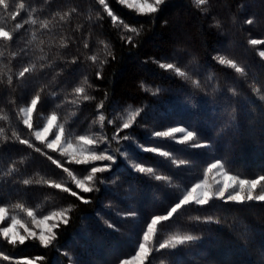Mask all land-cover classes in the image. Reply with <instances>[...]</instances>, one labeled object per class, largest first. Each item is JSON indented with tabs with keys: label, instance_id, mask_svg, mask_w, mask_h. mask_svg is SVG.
<instances>
[{
	"label": "trees",
	"instance_id": "trees-1",
	"mask_svg": "<svg viewBox=\"0 0 264 264\" xmlns=\"http://www.w3.org/2000/svg\"><path fill=\"white\" fill-rule=\"evenodd\" d=\"M8 2V12L0 8V27L13 35L12 41L0 40V206L8 207L9 215L23 217L17 203L38 216L64 210L70 219L54 230L57 239L47 248L32 238L13 246L0 237V254L11 258L0 259V264L35 261L37 256L44 257L38 264H70V256L71 264H119L134 255L151 217L166 214L202 178L209 163L221 159L230 174L243 179L264 174V58L259 56L264 44L249 43L264 41V0H207L200 6L195 0H168L154 14H138L119 0H105L117 16L115 25L99 0ZM16 10L20 14L13 21L9 13ZM29 18L37 24L23 23ZM248 19L253 23L247 24ZM44 20L46 29L40 26ZM121 21L139 34L129 32ZM17 23L23 27L17 29ZM122 36H132L137 46ZM92 55L96 62L88 58ZM220 55L244 72L220 65ZM154 60L174 62L190 79L161 69ZM24 67L33 70L20 77ZM77 86H84L93 99L77 95ZM157 86L160 91L153 94ZM36 95L41 99L34 126L56 113L57 124H64L65 136L72 140L79 135L104 138L116 132L123 113L142 109L133 126L120 134L131 137V160L152 166L154 173L140 174L119 160L110 171L96 174L88 184L92 192L77 189L48 156L81 179L94 166L66 163L58 152L35 141L19 109ZM101 112L106 116L103 123L98 119ZM174 126L196 130L211 147L195 149L153 136ZM13 132L41 152L20 144ZM138 146H159L170 155L143 152ZM155 175L167 179L157 181ZM114 177L118 179L113 182ZM101 178L105 183H99ZM25 179L28 185L22 183ZM49 180L90 202L49 187ZM206 217L213 222H205ZM177 234L201 239L171 254L153 251L145 264H264V202L223 203L214 198L205 206L190 204L157 226L153 244Z\"/></svg>",
	"mask_w": 264,
	"mask_h": 264
},
{
	"label": "snow or ice",
	"instance_id": "snow-or-ice-1",
	"mask_svg": "<svg viewBox=\"0 0 264 264\" xmlns=\"http://www.w3.org/2000/svg\"><path fill=\"white\" fill-rule=\"evenodd\" d=\"M120 3L126 4L129 8H135L138 14H154L159 10V7L165 4V0H152L151 3L148 0H119ZM207 0H195V4L197 6L204 5ZM99 3L104 6L105 11L108 12V15L112 17L113 24L117 23V16L113 14L112 11L109 10L108 5L105 4V0H99ZM0 8H2L5 12L9 10V2L8 0H0ZM20 9L24 8V4L21 3L19 5ZM19 11H11L9 15L13 21L16 20L17 16L19 15ZM63 19V17H61ZM23 23H31L32 25L37 24V20L29 18L25 20ZM123 27L126 28L129 32L134 33L136 35L139 34V30L136 27H130L127 23L121 21ZM167 21H165V24ZM247 24H252L253 20L248 19L246 21ZM40 26L42 28H48V21L44 20L41 22ZM17 29L23 27L22 23H17L15 25ZM35 36V33H33ZM122 39L126 40L127 43L132 44L133 47L137 45L133 41L132 36L123 37ZM0 40L5 42L12 41L13 35L5 30V28L0 27ZM251 45H258L264 44V41L258 39H251L249 41ZM62 47H67L66 44L61 41ZM84 47L87 48V43L84 44ZM2 55V53H0ZM15 55V54H13ZM259 56L264 58V51L259 52ZM44 57H41L43 59ZM93 62L97 61V56L92 55L88 57ZM216 57H214L215 59ZM115 59V57H113ZM73 63L76 62L75 58L72 61ZM105 61H101V64ZM155 63H158L161 69L165 70H172L174 73L179 77H184L186 79H190L188 73L181 69V67L176 66L174 62H161L154 60ZM219 64L220 65H227L230 68L234 69L236 73H243L244 69L239 67L234 60L226 59L223 55L219 56ZM34 67V66H33ZM33 70L32 67H24L20 72L19 76L24 77L25 73H29ZM97 78H101V74L99 71L96 73ZM12 77H8V83L11 84ZM84 83H87V78L85 77ZM196 86H199L196 81H193ZM91 85H89L90 87ZM141 86L145 87L144 83L141 82ZM85 87L84 86H77L74 89V92L77 95H83L85 100L93 99V97H89L85 94ZM160 91L159 87L157 86L155 92L153 94H158ZM55 95V93H54ZM264 100V95L260 97ZM41 97L36 95L34 98L30 100V103L26 107H21L19 112L23 116L22 123L23 125L29 129L32 136H34L35 141L39 142L40 144H45L46 148L56 152L59 151V154L63 157H66V163H75L76 165H88L91 162L95 161H111L113 164L115 161V156L109 154L107 149H103L99 152L96 151L95 146L97 142L93 139H90L86 135H79L75 137L76 144L78 146H74L72 139L65 138V126L63 123L57 124V114L52 113L46 117H41L45 122L42 125L34 126L33 122V114L37 111V105L40 101ZM98 110L103 108V102H101L97 106ZM142 109H138L137 111L131 113L127 120H125L122 125L117 126L116 132L114 133L112 139L116 140H129L131 137L125 135L123 137L120 136V132L124 129H130L136 117L140 115ZM98 119L101 123L106 120V116L104 113H100ZM234 119V117H233ZM112 120H108V123H112ZM56 129L54 134V138L49 140V135L53 133V129ZM180 133L182 136L177 138V134ZM13 137L19 141L20 144L26 145L29 148H34L35 151L41 152L40 148H36L34 144L29 139H22L16 133H12ZM154 137H163V138H170L174 140L176 143L179 144H188L190 147L195 149L200 148H210L211 143L202 141L198 132L196 130H192L186 127H168L167 130H159L153 133ZM107 139V138H105ZM110 143V141H107ZM117 151H120L119 149ZM142 151L150 152L154 154H159L163 157H169V152L161 151L159 146H143ZM46 154V153H42ZM122 156L128 157L127 150L120 151ZM48 159L51 160L52 164H54L57 168H62V170L67 173V175L71 178L72 182L75 184V187L81 190L84 193L92 192L94 189L89 187L88 184L93 182L96 178L97 173H103L106 171L111 170V165H106L103 167L94 166L90 169L89 175H86L84 178H77L76 175L68 168L65 167L60 161L54 159L51 156H48ZM173 164L177 163L176 160L171 161ZM180 164H184V160L179 161ZM132 167L134 171L140 174H153L154 168L152 166H142L140 162L133 161ZM15 169H11L10 171H14ZM216 172L219 175V179H215L214 183H210L206 178L199 182L195 183L190 190L186 192L173 206L170 207V210L167 211L166 214L163 215H154L151 217V222L146 225V231L142 232V242H138V250L135 251L134 255L131 256L130 259H121L119 264H145L148 261L149 256L152 254L153 251L160 252L161 250H168L169 253H174L178 247H183L187 245H194L197 241L201 239L200 236L194 234H185V235H171L167 239L163 240L162 242H157L153 244L154 237L157 234V226L160 225L162 222L169 221L174 214H176L181 209L185 208L190 204H195L197 206H205L208 205L210 201L214 198L216 200L222 201L223 203L233 202L236 204H244L245 202H264V174L258 175L255 178L250 179H243L239 178L236 175H232L229 171L226 170L224 163L221 159H216L215 162H211L207 165L206 173H213ZM155 180L160 181L167 179V177L162 175H155ZM118 177L113 178V182ZM24 185H28L30 180L25 179L22 181ZM48 186L60 189L63 192L70 193L72 196H77V192L73 191L71 188L62 185L59 182L55 181H47ZM99 183H105L104 179H99ZM99 191L98 188L95 189ZM78 199H81L83 203H89L90 201L84 199L83 197L77 196ZM16 209H19L21 212L25 213L27 217L31 219L32 224H38L41 226L39 235L35 231H33L27 224L22 222V219L16 215L12 214L9 215V208L8 207H0V224H2L6 220H10V223L7 225L0 227V237L10 245L16 246L24 245L26 240L29 238L36 239L39 241L40 245L47 248L49 245L53 243L57 239V235L54 230L58 229L61 224L67 225L69 222L70 217L67 215V212L64 210L61 211H54L49 215L43 216L41 219H37L34 211L29 208L25 207L22 203H17L15 205ZM71 209L69 208V211ZM129 215H135L134 213H130ZM197 219H200L197 217ZM205 222H213L212 217L204 218ZM50 221H54L49 223ZM218 222V221H217ZM109 228H112V224H108ZM20 229L23 230L24 234H21ZM0 259L5 261H9L11 258L8 255L0 254ZM44 259L42 256H37L34 260L25 259L20 260L16 259L15 264H38L40 260ZM69 261L71 264L72 257H69Z\"/></svg>",
	"mask_w": 264,
	"mask_h": 264
},
{
	"label": "rangeland",
	"instance_id": "rangeland-1",
	"mask_svg": "<svg viewBox=\"0 0 264 264\" xmlns=\"http://www.w3.org/2000/svg\"><path fill=\"white\" fill-rule=\"evenodd\" d=\"M165 1H168V0H165ZM148 2L149 3H151L152 2V0H148ZM124 5H126V4H124ZM127 6V5H126ZM131 9H134L136 12H137V10L135 9V8H131ZM261 51H264V50H261ZM28 106V105H27ZM24 107H26V106H24ZM137 111V110H136ZM133 112H135V111H126L125 113H123V115H121L120 116V119H118V121L116 122V127L117 126H120V125H122V123L125 121V120H127L128 119V117H129V115L131 114V113H133ZM21 116H22V114H21ZM22 120H23V116H22ZM45 121L43 120V122H42V124L44 123ZM41 124V125H42ZM175 127V126H174ZM178 127V126H177ZM55 132H56V129L54 128L53 129V133L52 134H50L49 135V140H51V139H53L54 138V134H55ZM114 133L115 132H113V133H110V134H108L107 136H105L104 138L103 137H101L99 140H95L96 142H97V144H96V146H95V149H96V151L97 152H99V151H101V150H103V149H107L108 150V152H109V154H112V155H114L115 156V163L113 164L111 161H95V162H91V163H89V164H91V165H93V166H100V167H103V166H106V165H111V168L113 167V166H115V165H118V163L120 162L119 160H122V161H124L127 165H132L133 164V161L131 160V157H132V154H131V149L132 148H130V143H129V140H116V139H112V137H113V135H114ZM120 136L121 137H123L122 136V134H120ZM182 136V134H180V133H178L177 134V138H180ZM65 138L66 139H68L66 136H65ZM90 139H92L91 137H89ZM105 138H107V139H105ZM93 140H94V138H93ZM107 141H110V143L109 142H107ZM174 141V140H173ZM73 143H74V146H78L77 144H76V141L75 140H73ZM120 150V151H124V150H127V152H128V157H125V156H122L121 154H120V151H117V150ZM137 149H139L140 151H142V146H138L137 147ZM56 152H58L59 153V151H56ZM144 152V151H143ZM65 159H67L66 157H64ZM123 162V163H124ZM205 173H206V170H205V172H204V174H203V176H202V178L199 180V181H197L196 183H199V182H201V181H203L205 178L210 182V183H214V181H215V179H219L220 177H219V175L214 171L213 173H207V175H205ZM193 186V185H192ZM191 186V187H192ZM190 187V188H191ZM190 188H188L185 192H184V194H186V192L188 191V190H190ZM183 194V195H184ZM0 207H5V206H0ZM52 213V212H51ZM50 213H47V214H44V215H41V216H38V215H36L37 216V219H41L43 216H45V215H49ZM21 219H22V222H24L25 224H27L33 231H35L36 233H37V235H39V232H40V228H41V226L40 225H38V224H32V222H31V219L29 218V217H23V216H19ZM28 218V219H27ZM52 222H54V221H50L49 223H52ZM151 222V221H150ZM149 222V223H150ZM8 223H10V220H6V221H4L2 224H0V227H3V226H5V225H7ZM147 229L145 228V230L144 231H146ZM20 232H21V234H24L23 233V230L22 229H20ZM142 239H143V237L141 238V240H140V242H142ZM137 250H138V247H137ZM136 250V251H137ZM131 257H129V258H127V259H130Z\"/></svg>",
	"mask_w": 264,
	"mask_h": 264
}]
</instances>
